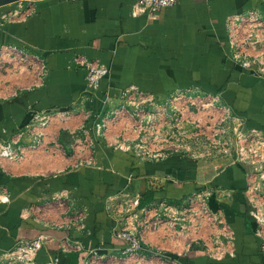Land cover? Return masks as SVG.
I'll return each instance as SVG.
<instances>
[{"label":"crops","instance_id":"0c3cea01","mask_svg":"<svg viewBox=\"0 0 264 264\" xmlns=\"http://www.w3.org/2000/svg\"><path fill=\"white\" fill-rule=\"evenodd\" d=\"M135 3L41 0L0 8V46L34 54L47 70L39 87L33 74H0V139L29 129L35 115L54 116L44 133L35 130L24 138L22 160L0 158V255L21 240L47 236L37 255L41 263L57 256L59 264H84L95 252V264H264L263 239L245 193L250 166L184 155L140 160L113 146L123 133L134 136L131 118L110 122L105 136L95 130L123 103L121 93L136 87L161 100L179 91L218 96L248 129L264 133V80L229 59L226 30L229 16L264 11V0H178L138 16ZM15 9L18 17L3 19ZM80 57L109 68L97 90L88 88L86 70L75 61ZM61 114L68 117L58 119ZM81 128L92 138L90 151L88 145L74 151L57 141L61 132ZM39 138L43 147L31 150ZM88 158L93 165L67 168ZM206 189L215 193L211 210L229 228L221 256H210L202 242L180 233L170 211ZM147 192L153 201L135 206L138 194ZM69 208L84 214L82 227L70 224ZM135 228L142 250L127 254L115 232Z\"/></svg>","mask_w":264,"mask_h":264},{"label":"built area","instance_id":"2783aa9c","mask_svg":"<svg viewBox=\"0 0 264 264\" xmlns=\"http://www.w3.org/2000/svg\"><path fill=\"white\" fill-rule=\"evenodd\" d=\"M177 2L136 0L133 14L153 15ZM19 15V9H15L4 15L3 19L12 20ZM226 30L229 59L243 72L264 80V11L252 9L231 15L226 20ZM75 61L86 70L87 85L91 90H97L100 82L110 75L109 68L98 61L84 57ZM27 73L35 75L33 86L39 87L47 70L43 61L34 54L13 46H0V74ZM121 98L123 103L120 107L109 110L95 124L97 134L105 136L110 122L133 119L136 124L134 136L123 133L113 142L116 150L132 152L143 161H160L172 155H184L205 160L228 159L233 165H248L252 168L245 193L250 204V215L258 225L257 233L263 239L264 253V133L248 129L245 121L222 105L218 96L202 92L179 91L167 100H161L136 87H130L121 93ZM35 117L39 119L40 114ZM36 127L37 124H34L33 128ZM24 135L19 134L18 138L10 140L0 139V158L22 160L28 149L20 144ZM213 194V189L193 193L170 211L174 226L180 233L191 236L194 242H202L210 256H221L225 254L221 248L226 246L223 240L230 242V233L222 216L210 208ZM140 199L138 194L135 206L139 207ZM69 211L73 212L70 224L82 227L84 214L72 208ZM115 236L126 242L127 254L142 250L143 239L137 228L116 231ZM47 240V236H40L19 241L12 250L0 255V264H59L57 256L45 263L37 261V255ZM91 254L96 256L95 252ZM92 255L84 259V264H95ZM100 258H97V262Z\"/></svg>","mask_w":264,"mask_h":264},{"label":"rangeland","instance_id":"374dc122","mask_svg":"<svg viewBox=\"0 0 264 264\" xmlns=\"http://www.w3.org/2000/svg\"><path fill=\"white\" fill-rule=\"evenodd\" d=\"M22 2H27V1H22ZM66 117H68V116L67 115L65 116L63 114H61L60 116H57L58 119L59 118L65 119ZM53 119H54L53 114H51V115L50 114L40 115L39 119L35 117L30 122V124L28 126V127H30L29 129H25L24 131H20L13 138H18L19 134L24 133L25 135H24L23 139H21L20 144H22L23 146L27 145L26 147L28 148V144L25 143L24 138L30 133V130L37 129V130H41V132L44 133V130H46L48 128V126L52 123ZM46 123H47V126H46ZM34 124H37L36 128H33ZM41 124H43V126ZM96 135H97V132H96ZM13 138H11V139H13ZM41 138H39L36 141V145H37L36 147L38 149H40L44 145V141ZM91 139L92 138H91L90 134H88L84 128H81V129L77 130L74 134H70L68 130H67V132H61L59 139L57 141L59 143L62 142L65 144H68V143L72 144L74 146V148H72L71 150L75 151V149H77L78 147H82L84 145H88V146L92 145ZM29 146H32V143ZM35 148H31V150H34ZM91 148L92 147L90 146L89 151L91 150ZM71 154H73V153L71 152ZM91 165H93V161L88 158V159L83 160V161L69 163L67 168H73V167L75 168V167L91 166Z\"/></svg>","mask_w":264,"mask_h":264},{"label":"trees","instance_id":"16d2710c","mask_svg":"<svg viewBox=\"0 0 264 264\" xmlns=\"http://www.w3.org/2000/svg\"><path fill=\"white\" fill-rule=\"evenodd\" d=\"M236 165H239V164H236ZM152 201H153V193L147 192L141 197L140 207L146 206V205L150 204ZM59 259H60V263H61L62 257L61 258L59 257Z\"/></svg>","mask_w":264,"mask_h":264},{"label":"water","instance_id":"95a60500","mask_svg":"<svg viewBox=\"0 0 264 264\" xmlns=\"http://www.w3.org/2000/svg\"><path fill=\"white\" fill-rule=\"evenodd\" d=\"M20 1H41V0H0V8L18 3Z\"/></svg>","mask_w":264,"mask_h":264}]
</instances>
